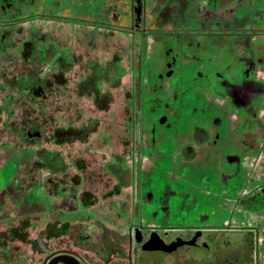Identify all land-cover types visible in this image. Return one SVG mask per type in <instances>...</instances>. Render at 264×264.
<instances>
[{
  "label": "flooded vegetation",
  "instance_id": "flooded-vegetation-1",
  "mask_svg": "<svg viewBox=\"0 0 264 264\" xmlns=\"http://www.w3.org/2000/svg\"><path fill=\"white\" fill-rule=\"evenodd\" d=\"M0 264H264V0H0Z\"/></svg>",
  "mask_w": 264,
  "mask_h": 264
},
{
  "label": "rangeland",
  "instance_id": "rangeland-1",
  "mask_svg": "<svg viewBox=\"0 0 264 264\" xmlns=\"http://www.w3.org/2000/svg\"><path fill=\"white\" fill-rule=\"evenodd\" d=\"M169 40H166V39H161L160 41H158L159 42V46H157L156 44H152L153 46L154 45H156V46H154V50L151 52V54H150V60L148 61L149 62V67H150V70H155V69H158V67L161 65V64H163V61H161V54H164L165 52H166V50L167 49H169V48H172V47H175V49H177L178 47H176L177 46V44L175 43V42H173V41H169ZM212 42H213V40H212ZM225 43V42H224ZM161 45V46H160ZM203 45V44H202ZM216 46H218V44L216 45ZM156 47V48H155ZM161 47H164V48H161ZM220 47V49L219 48H217V47H215L214 45L213 46H210V48H211V53H214L215 51H216V53L217 54H219V53H221L222 52V55L221 56H225V55H227V51H229L230 50V48L229 47H227L226 46V44H225V46L224 47H221V46H219ZM226 47V48H225ZM161 48V49H160ZM203 50V47L200 49V53H201V51ZM231 51V50H230ZM192 51L191 50H184L183 51V53L184 54H182V56L181 57H183V58H192V55L190 54ZM196 54H199V50L198 49H196ZM203 53V52H202ZM178 55V54H177ZM177 55L175 54V56H176V58H178L177 57ZM201 57H203V54H201L200 55ZM196 64H198L197 62H196ZM203 64V59L202 60H200L199 61V64H198V67H200L201 65ZM212 72V70H210V73ZM154 73H153V71H151V81H153L154 83H156V80L153 78L154 77ZM154 98V97H153ZM157 97H155V99H156ZM196 105H199V104H196Z\"/></svg>",
  "mask_w": 264,
  "mask_h": 264
}]
</instances>
